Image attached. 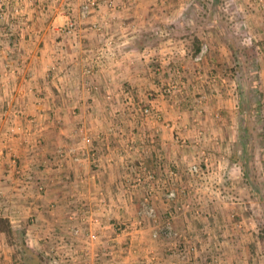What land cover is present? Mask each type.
I'll list each match as a JSON object with an SVG mask.
<instances>
[{
	"label": "crops",
	"instance_id": "obj_1",
	"mask_svg": "<svg viewBox=\"0 0 264 264\" xmlns=\"http://www.w3.org/2000/svg\"><path fill=\"white\" fill-rule=\"evenodd\" d=\"M86 1L0 0V156L3 155L0 191L5 197L1 203L11 209L18 204L24 211L20 217L16 214L12 219L4 214L0 217L8 221L7 230L0 231V264H34L33 260H28L27 250L36 252L38 249L44 259V254L54 246L59 254L69 250L64 241L68 238L65 227L75 192L79 199L80 174L91 179L86 190L93 192L95 197L100 190L105 197V208L114 211L116 217L126 220L125 223L137 226L132 217L141 209L145 197L151 195L162 226L172 220L177 228L182 226L184 236L190 232L191 238L200 240L205 226L203 220H195L192 214L184 213L176 217L178 208L188 204L197 202L207 207V196H204L207 192L204 188L196 189L185 173L194 163V156L201 155L205 148L213 150L211 157L216 164L219 159L225 160L232 148L239 146V107L233 104L234 98L221 102L225 118L220 123L213 117L217 108L213 105V109L205 108L198 124L204 127L203 147L196 153L194 137L186 131L197 124L193 99L182 98L180 112L173 99L171 103L164 97L166 91L162 88L167 80L157 67L176 46L172 47L167 41L159 42L157 30L166 32L169 29L168 24L173 21L170 19L178 12L173 8L175 5L163 7L160 3L163 0H114L115 6L109 7L105 0H92L96 9L88 18L80 20V7ZM165 1L180 3L186 0ZM70 19L77 20V24L80 21L73 33H67L65 28ZM160 23H167V26L162 27ZM223 54L224 51L216 55L221 64ZM183 55L177 58L181 59L179 66L184 69L188 63ZM260 66L259 92L255 90V93L260 94L258 112L264 115V59ZM183 73L187 81V73L184 70ZM146 107H150V115L144 112ZM27 116L34 117L35 123L31 124ZM12 126L26 127L33 134L11 137ZM81 128L88 130L85 132L91 136L94 146L107 155L98 165L99 170L93 171L94 175L90 172V163L86 162L90 161L86 155L88 150L83 151L84 165L78 168L59 154V151L66 153L71 146L81 153L84 146L78 134ZM175 129L185 133L188 141L184 137L182 142L175 141ZM211 136L217 139L215 143L206 138ZM5 146L12 149L11 156L15 155L25 168L24 183L37 177L47 182L48 190L44 195H36L31 187L22 197V190L18 188L23 182L15 181L14 166ZM128 146L134 150L129 152ZM234 159L239 162L236 153ZM232 190L238 194L231 205L232 214L246 211L245 218L239 215L241 222L237 223L231 237L240 248L245 242L243 238L247 233L253 235L257 226L253 216L256 203L250 198L249 190L254 193L253 188L233 186ZM171 191L177 193L173 201L167 198ZM239 193L244 196L249 193L250 197L242 199ZM17 197L21 200L15 204ZM221 203L211 206L217 213L213 233L219 242L230 232L231 221L225 216L228 204ZM262 216L264 218V201ZM147 232L142 229L136 232L139 234L135 237L136 243L141 246L140 257H152L153 261L147 264H164L162 260L168 258V244L162 245L165 240L162 238L151 240ZM50 239L54 242L50 243ZM248 241L252 242L250 238ZM79 244L78 241L74 245L73 252L78 253ZM100 248L97 252L105 250ZM242 249H232L230 257L240 261L247 255L255 261L260 259L258 264H264V254L257 257L256 247L249 249L246 255ZM92 257L96 259L97 255L92 254ZM98 259L96 264H99ZM128 259L133 260L131 255L127 257L119 252V261L113 264H126Z\"/></svg>",
	"mask_w": 264,
	"mask_h": 264
},
{
	"label": "rangeland",
	"instance_id": "obj_2",
	"mask_svg": "<svg viewBox=\"0 0 264 264\" xmlns=\"http://www.w3.org/2000/svg\"><path fill=\"white\" fill-rule=\"evenodd\" d=\"M86 3L87 1L83 5ZM160 3L163 7L173 4L175 5L173 6L174 10L178 11L176 12L175 18L170 19V21H173L168 24L169 29H166V32L161 29L157 30L159 31L157 36L159 42L167 41L172 44V47L174 45L176 46V49L172 50L168 58L160 62V65L157 67L162 77L167 80V85H164L162 88L166 91L163 94L166 99H170L171 103L173 99L175 107L179 108L180 112H182V106L180 105L183 101L182 98L185 97L184 100H189V97L193 99L192 105L197 108L195 116V122L197 124H193V127H188L186 131L190 132L194 137L196 153H200L202 151L200 148L203 147L204 127L198 126V124L200 123L199 117L205 114V108L213 109L212 105L215 106L217 111H214L213 117L216 123H220L225 116V109H220L222 107L221 102L234 98L233 104L236 105L237 109L239 107L240 124L239 146L227 152V157L225 156L226 161L219 159L216 164H213V157H211L213 150L210 148H205L207 149L209 159L207 164H205L202 155L196 154L194 156V163L191 165L201 167L202 172L197 175L191 174L188 168L185 174L189 177V180L192 182L191 184L196 189H205L207 193L204 196H207V207L203 208L197 202L195 204H188L189 207L186 210H177L176 217L184 214H192V218L195 217V220H203L205 222L202 231L203 235L200 240L191 238L190 232L189 235L184 236L185 232L182 226L181 228H177L172 221L175 231L181 237H162V240L165 239L161 242L162 245L168 244L167 247L165 246L166 250H168V252L166 251L168 258L162 261L164 264H258L261 261L260 259L255 261L247 257L246 254L255 247L258 249L259 255L257 257H262L264 254V218L262 216L264 201V115L258 112L257 107L260 101V94L255 93V90L259 88L258 79L262 73L260 64L264 59V0L261 2L258 0H208L207 8L203 7L198 0H186L180 3H168L163 0ZM80 20H83L81 16ZM69 21L77 20L70 19ZM160 26L166 27L167 23H160ZM192 37H196L202 42L200 50L196 54H194L192 46ZM203 46H207L208 51L203 57V60L197 62L196 57ZM233 47H235L238 53H236L235 61L232 55ZM221 49L224 51V58H222L224 60L223 64L216 59V55L222 52ZM177 55L184 56L187 60L188 67L186 64V68L184 69L182 65L179 66L181 59H178ZM183 70L187 73V81L184 78ZM192 77L194 80H189ZM190 85L193 86L192 89H190ZM221 89L227 91L223 93L220 91ZM236 92L239 93V97ZM236 95L237 97H235ZM251 110H255L256 112L252 111V113ZM144 112L148 115L152 113L150 107H146ZM27 117L30 123L32 120H35L32 116ZM235 121L238 122L237 119ZM83 130L88 131L87 129ZM31 132L33 134V131ZM173 133V139L175 141L182 142L183 137L188 141L184 135L185 133L182 131L179 132V130L175 129ZM206 138L212 140L213 143L217 140L215 136ZM71 148L74 147L71 146L65 151ZM127 149L129 152L134 150L131 146H128ZM84 150H88L89 152H86V155L90 161L86 162L90 163L89 168L92 169L90 172L93 173V171L99 170L98 165L107 159V155L103 154L101 149L99 150L94 146L93 140L91 145L82 146L81 153L77 150L78 161H75L66 154L65 158L67 160L65 161L71 162L72 166L76 165L77 168L79 167L78 165H84L85 155L82 154ZM235 153L239 160L237 163L234 161ZM51 163L54 164L53 162ZM15 165L18 168L25 169L21 166L17 158ZM90 180L89 176L84 177V174H80L79 199L76 198L78 197V193L75 192V198H73L74 201L71 204L72 210L67 216L65 229L68 232L66 234L68 238H64V241L67 243L66 246L69 245L67 249L69 248L71 252L68 250L59 254V249L54 246L52 250L53 255L59 259L55 262L51 257L45 256L46 262L48 264H96V259L99 257V264H113L119 261V252H124V255L127 254V257L129 255L132 256L133 260L128 259L126 264H147L148 262H152V257H140L141 246H138L135 239L139 235L136 232L142 229L144 232L149 231L147 233L150 235L151 240H159L152 238V229L154 226L152 220L146 215L139 216L140 209L137 215L132 217L135 219L133 222L136 221L137 226L131 225L132 223H125L126 220L124 221L116 217L114 211H110L107 207L105 208V197L100 190H98V194L95 193L96 197L93 192L86 190ZM44 184L48 188L47 182L44 181ZM233 186H238L239 188L240 186L246 187L247 190L253 188L254 193L249 190L251 197L249 193H246L245 196L242 193L239 194L242 199L248 200L250 197L256 203V214L253 216H255L257 226L255 227V231L253 230L254 232L251 230L253 235L248 236L250 233H247V236L243 238L245 242L240 248L236 246L237 241L231 240V237H233V230L237 229V223L241 222L239 215H243L245 218L244 213L246 211L242 209V213L238 214L239 211H235L232 214L231 205L236 201L234 198L238 195L232 190ZM35 194L38 195L36 192ZM93 198H96V200H92ZM221 201H225L226 205L228 204L224 210L228 209L225 216L231 219L229 227H232V229L228 227L230 232H228L225 240L219 242L217 238H214L217 213L215 212V207L211 206L216 202L222 204ZM127 215H129V212ZM95 220L98 222H95ZM139 222L142 223L141 226H138ZM71 228L78 229L79 234L74 236ZM191 228L192 230L195 228L193 224ZM18 230L17 235L20 234L22 227ZM91 231L92 233H96V240H89V233ZM208 232L212 233L210 235L211 237L208 235ZM248 238L251 239V243L248 241ZM254 238L257 239L254 241ZM49 241L50 243L54 242L51 239ZM78 241L80 248L77 251L78 253H75V251L73 252V247L75 244H78ZM252 245L254 247H251ZM100 247H104L105 250L97 252L99 249H102ZM241 248H243L241 251L246 255L241 258L242 260L239 261L237 257H230L232 249L239 250ZM31 251L38 253L39 250L37 249L36 252ZM92 254L97 255L96 259L92 257ZM77 257L80 258L77 260Z\"/></svg>",
	"mask_w": 264,
	"mask_h": 264
},
{
	"label": "built area",
	"instance_id": "obj_3",
	"mask_svg": "<svg viewBox=\"0 0 264 264\" xmlns=\"http://www.w3.org/2000/svg\"><path fill=\"white\" fill-rule=\"evenodd\" d=\"M20 1H22V0H19V2ZM258 1L261 2L262 0H258ZM105 2H106V4L109 7H114L115 6L113 4V2H115L114 0H105ZM95 7H96V3L94 1H92V0H88L87 3L85 5H83L82 8H81V11H80L81 18L83 20L88 18L90 16V14L95 10ZM65 28H66V32L67 33L75 32V30L77 29V21H69L68 25ZM207 51H208L207 46H203L201 48L200 53L196 57V61L197 62L202 61L203 57L205 56ZM145 112L147 113V111H145ZM31 122H34V121L32 120ZM12 127L13 128H11L10 132H9L11 137H16L19 134L26 135V136H30L32 134V132L29 131L28 129H26V127H23V126H12ZM78 134L81 137L82 143L84 145H91L92 144V138L85 133L83 128L78 129ZM25 142L28 143V144L30 143V141L28 139H26ZM35 144H38V143H34L33 145H35ZM0 145H1V143H0ZM5 147H6L7 153L10 156V161L12 162V164L14 166V178H15V181L17 179L22 181V179H24V175L23 174H24L25 170L22 169V168H18L15 165L16 157H15V155L11 156V153H13L12 149H10L8 146H5ZM59 154L61 155V157H65L67 155V156L72 157L75 161L79 160V158L77 156V150L74 149V148L69 149L66 153L63 152V151H59ZM201 155H202V158H203L205 164H207V162L209 160L208 159V154H207V149H204L201 152ZM2 156H0V160L3 158ZM97 159H99V158L97 157ZM189 172L191 174H196L197 175V174H201L200 172H202V169H201V167L199 168L196 165H191L189 167ZM34 179L32 178V179L26 180L25 183L22 181L23 182V186L18 188L19 191L22 190V192H20L22 197H24L26 191H30L31 187H34V189L36 190V193L39 196L44 195L47 192V186L44 184L43 179L41 177L40 178L37 177L35 180ZM24 189H26V190H24ZM149 196L150 195L145 197V199H144V201L142 203L141 210L139 212V216L146 215V216L149 217L150 220H152L153 225H154L153 229H152V238L153 239H160L162 237H165V238H171V237H176V236L177 237H181V235L178 234L177 231H175V229L173 227V224H172V220L167 221L166 223L163 224V226L161 225V223H160L161 221L159 219V215H158L157 209L151 203V197H149ZM2 198H5V197H4L3 191H0V217H2L3 214H4V215L7 216L8 219H12V218H14L13 217L14 214H16L17 217H20V216L23 215L24 211L22 209V206L17 204V205H14V208H12V209L8 208L7 206H3L2 205V203H1V199ZM167 198L169 200H171V201L175 200L177 198L176 191L169 192L167 194ZM16 200H15V204L18 202V200H21V199H19V197H17ZM188 207L189 206L186 205L184 207L178 208V210L179 211L186 210ZM17 217H15V218H17ZM95 222H98V221L95 220ZM141 225H142V223L139 222L138 226H141ZM71 232L73 233L74 236H77L79 234V230L76 229V228H71ZM96 239H97L96 233H92V231H91L89 233V240L93 241V240H96ZM52 250L50 252L45 253V256L51 257L53 260H55V262H57L56 260L59 259V258L55 257L53 255V251ZM192 250H194V249L192 248ZM173 264H175V263H173Z\"/></svg>",
	"mask_w": 264,
	"mask_h": 264
},
{
	"label": "trees",
	"instance_id": "obj_4",
	"mask_svg": "<svg viewBox=\"0 0 264 264\" xmlns=\"http://www.w3.org/2000/svg\"><path fill=\"white\" fill-rule=\"evenodd\" d=\"M198 1L201 3V5L203 7H205V8L208 7V0H198ZM201 44H202V42L198 38H196V37L193 38L192 46H193V49H194V54H196L200 50ZM232 52H233L232 55H233L234 61H235L236 60V55L238 54L236 49H235V47H233ZM7 228H8V221L0 219V231L7 230ZM26 252L30 256V257H28V260H33L35 262L34 264H48V262H46V259H44L42 257V254L39 255V253H33L30 250H27ZM43 261H45V262H43Z\"/></svg>",
	"mask_w": 264,
	"mask_h": 264
}]
</instances>
